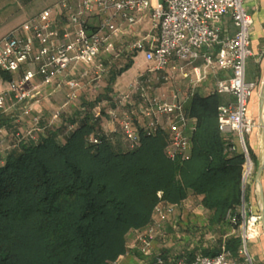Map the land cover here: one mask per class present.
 Segmentation results:
<instances>
[{
	"label": "trees",
	"instance_id": "1",
	"mask_svg": "<svg viewBox=\"0 0 264 264\" xmlns=\"http://www.w3.org/2000/svg\"><path fill=\"white\" fill-rule=\"evenodd\" d=\"M122 54L102 63L109 87L133 65L129 56L122 66ZM105 101L111 99L96 103ZM224 104L218 94L192 97L186 109L196 126L184 162L166 157L163 132H143L140 146L129 149L119 132L103 130L93 114L96 104L75 117L61 114L58 128L42 122L35 136L16 140L0 155V264H117L127 252L128 236L151 223L159 202L180 203L191 193L203 197L213 225L232 226L235 235L225 248L236 254L240 222L231 219L240 217L247 198L245 156L219 131ZM2 130H14L7 114L0 115ZM221 246L204 255H218ZM158 257L168 264L165 253Z\"/></svg>",
	"mask_w": 264,
	"mask_h": 264
},
{
	"label": "built area",
	"instance_id": "2",
	"mask_svg": "<svg viewBox=\"0 0 264 264\" xmlns=\"http://www.w3.org/2000/svg\"><path fill=\"white\" fill-rule=\"evenodd\" d=\"M74 2V4L72 2ZM246 0H63L60 8L69 12L71 31L62 34L56 29L54 11L49 9L25 22L0 41V71L21 74L11 81V90L0 94V115L9 114L19 105L36 97L37 88L29 89L35 79L49 86L59 78H68L69 105L78 99L82 86L77 73L88 78L92 66L103 54L118 57L116 41L127 36L133 28L143 23L152 26V32L132 44L130 51L143 54L147 64L146 74L139 76L116 100L109 111L110 120L117 127L129 149L140 146L141 135L154 136L163 131L160 118L168 127L166 157L171 161H188L192 151L191 137L196 119L187 112V104L195 95V88L219 71L230 72L227 78L215 83L211 94H227L234 102L219 108L218 127L225 141L234 145L245 156L243 165V190L255 175V164L250 156L247 136L258 127L250 116V102L256 85L247 80V62L253 56L252 28L254 21L245 7ZM227 16L233 20L236 33L225 36L219 27ZM89 18L97 20L94 26ZM96 75L102 77L104 67L96 66ZM175 76L188 80L191 93L181 99L179 94L169 102L153 95L155 82L168 83ZM139 103L134 110L125 108ZM100 116V108L94 110ZM56 116L55 118H57ZM236 136L238 144L230 139ZM91 141L98 143L91 137ZM162 198V195L159 194ZM177 205L161 201L153 210L151 223L136 236L134 248L149 255L154 240L164 224L175 214ZM241 244L237 256L223 250L210 257L199 254L192 260L177 264H255L249 243L260 235L261 219L248 216L243 198L239 210ZM157 264H164L161 257Z\"/></svg>",
	"mask_w": 264,
	"mask_h": 264
},
{
	"label": "crops",
	"instance_id": "3",
	"mask_svg": "<svg viewBox=\"0 0 264 264\" xmlns=\"http://www.w3.org/2000/svg\"><path fill=\"white\" fill-rule=\"evenodd\" d=\"M62 1L63 0H0V41L11 31L19 28L25 22L36 18L42 12L49 9L54 11V18L56 20V26H55L56 29H58L62 34H64L66 31H71V26L69 22L70 13L60 8V4ZM72 3L74 4V2ZM245 7L252 16L254 21V25L252 28V44H251L253 50V56L247 62V80L256 85L255 96L250 102V116L258 124V127L254 130V132L251 135H248L246 138L248 148L252 153L251 158L255 164V175L247 186V198L245 202L247 204L248 216H257L260 217L261 219L262 210L264 209V171L261 176V186H260L257 182V170L260 164L264 162V136H263V128L261 125L262 119L264 120V109L262 110L260 105V96L264 88V0H246ZM88 21L91 26H94L97 23V20L93 18H89ZM142 27L146 30L144 31L143 37L141 36L139 40H141L147 34H150L152 32V26L148 23H143L133 28V30L129 35L120 37L119 40L120 39L124 40L126 38H129V36L134 31L137 32L138 28H142ZM219 27L222 30V34L225 36H233L236 33V28L230 16L225 17L220 22ZM131 45L132 44L125 45L126 48L123 47L124 48L123 51L120 48H118V50L120 49L123 52V54L126 53V55H124L126 59L130 56V58L133 61L132 67L134 66V64L138 63L139 64L138 70L131 77L125 78V75L132 68L131 67L129 70H127L125 73H123L121 76L117 78L116 82L114 83L115 87L113 90L114 94L112 95L113 99H111L110 102L105 101L108 104L106 108L108 116L107 114L103 115V113H101L100 116H97L100 119V123L103 130L108 133L116 132L117 129L115 124L111 122L109 116V111L115 108L116 106L115 105L116 101L114 98H117V96L119 97L120 95L125 94L128 88L130 87V85L137 78H139V76L146 74L147 64L145 62L144 55L133 53L132 51H130ZM121 51H117L116 53L121 54L122 53ZM101 58L102 56L99 58L100 62L103 63V61H106V59L102 58L101 60ZM114 59L117 58L114 57L113 55L107 58V60H111V61H114ZM89 72L90 74H92L93 73L92 69H90ZM78 76L82 78L80 71L77 73L76 78ZM229 76H230V72H224V71H219L217 72V74L211 75L208 78V80H206L205 82H203L202 84H200L198 87L195 88V95L196 94H200L204 96L211 95V91L214 89L216 81L219 79L227 78ZM20 77L21 74L12 75L10 73H5L0 71V94L9 92L11 90V81L14 79H19ZM102 79L105 80V77ZM62 82H64V78H59L53 83V85H51L52 87H50V85L49 86L42 85L41 79L37 78L31 84H29L28 86L29 89L33 87L37 88L35 92L36 97L33 98L35 99L33 100V109L36 110L37 114L40 117H47L59 111V104H58L59 101H57L59 98L57 99V95L59 94L61 95L62 93L59 91L60 83ZM105 82L107 84L106 80ZM56 85L58 86L56 87ZM191 89L192 86H190V82L188 80H185L180 76H175V78L168 83L155 82L153 88L154 90L153 95L168 100L169 102H172L173 101L172 96L175 93L179 94V97L183 99L188 95H190V93L192 92ZM222 96L225 103L224 105H228L235 101L234 97L230 95L222 94ZM138 103H139V98H135L133 104L131 103L125 109L129 111L134 110L136 109L137 107L136 105ZM65 104L66 103H64V105ZM104 119H106L107 121H105ZM160 121L162 123V126H164L162 132L165 133L168 138V127H167L166 119L163 117L160 118ZM3 131H7V130H3ZM0 133L2 137V131ZM230 139L235 145L238 144V140L236 136H231ZM202 200H203L202 196L195 195V217L203 218L204 216H207L208 219L210 220L211 213L203 207ZM234 235H235V231L233 229L226 230L220 235L218 241L221 242V244H223L221 251L226 246L227 241L230 238H232ZM214 240L204 249L201 248L200 251H196L195 256L199 254L204 255L206 250L208 251L213 250L214 247H216L215 244L216 242ZM135 242H136V237L134 236V238L130 241L128 245L130 247H133L134 249L132 251V256L131 257H128V255L122 256L117 264H151L150 262L147 261L146 263L145 262L142 263V259L138 257L139 255L138 250L134 248ZM167 245L168 244H165V241L163 240V236L159 234V236L156 238L154 242L153 253L154 254L159 253V251H161V249L166 248ZM248 247L254 259V263L264 264V228L262 222H261L260 235L254 240H252L249 243ZM163 253H165L164 250ZM235 255L237 256V253ZM171 260L172 258L168 259V264L172 263Z\"/></svg>",
	"mask_w": 264,
	"mask_h": 264
},
{
	"label": "rangeland",
	"instance_id": "4",
	"mask_svg": "<svg viewBox=\"0 0 264 264\" xmlns=\"http://www.w3.org/2000/svg\"><path fill=\"white\" fill-rule=\"evenodd\" d=\"M145 30L146 29H144L143 27L138 28L137 32L134 31L129 36V38H126L124 40L120 39L119 41L117 40L116 48H120L123 51V47H125V45L136 43L141 36L143 37ZM124 54L126 55V53ZM124 54H122V56ZM109 57H111V55L109 54L102 55V58L106 60ZM124 60L125 61L122 63V66L128 63L126 58H124ZM100 64H102V62H100V59H98V61L96 62V66ZM96 66H92L93 73L89 74L88 78H80V75L76 78H79L78 80L81 83L82 88L78 93V99L73 100L69 105L67 104V102L70 101V93L67 87V82L69 81V79L64 78V82L60 83L59 87V91L62 93L61 95H57V99L59 98L57 100L59 101V111H57L55 114L47 117H40L37 114L36 110L33 109V100L35 99L26 101L25 103L19 105L14 111L7 114L13 119L14 130H2L0 155H3L5 150L12 146L16 142V140L20 138L35 136V134L38 133L39 127L41 126L42 122L48 124L50 127L58 128L61 126V114L64 113L67 114V116L75 117L76 113L81 112L82 108L84 106H87V104H96L92 109L93 114L96 108H100L101 113H103V115L107 114L108 116V113L106 111L108 104L106 102L100 104L96 102L99 98H104L106 96H108L110 99H113L112 95L114 94L113 90L115 84L109 87L106 84L105 80L102 79V77L96 75V69H94ZM138 67V63L134 64V66L125 75V78L131 77L138 70ZM51 85L50 87H52ZM57 86L58 85H56V87ZM121 97L122 95H120L119 97L117 96V98L114 99L115 101H119ZM64 103L66 104L64 105ZM56 116L58 117L55 118ZM104 120L107 121L106 119ZM174 205H177V210L175 214L164 224L163 229L160 233L161 236H163L165 244H168L167 247L161 249L162 252L159 251V253L154 254L153 252L154 242L156 240L155 239L153 242V248L149 255H143L138 251V257L142 259V263H146V261L152 263L156 256H160L159 254L163 253L164 250L165 255L169 258H172L171 262L174 261V263L172 264H175V262L178 260V258H180L181 255L184 256V260H187V257L195 255L196 251H200L201 248L204 249L214 239V241L216 242V246L222 245L221 247H223V244H220V242L218 241L220 235L226 230L233 229L230 225H213L211 219L209 220L207 216H204L203 218H196L194 193L189 194L186 200H183L182 202L176 203ZM139 231L140 230L132 232L127 238V252L125 255H128V257L132 256V251L134 250L133 247H130L128 245L134 238V236L136 237Z\"/></svg>",
	"mask_w": 264,
	"mask_h": 264
},
{
	"label": "water",
	"instance_id": "5",
	"mask_svg": "<svg viewBox=\"0 0 264 264\" xmlns=\"http://www.w3.org/2000/svg\"><path fill=\"white\" fill-rule=\"evenodd\" d=\"M260 105L262 110L264 109V88L261 92V96H260ZM261 125L263 128V136H264V120L262 119L261 121ZM264 171V162H262L257 170V182L258 184L261 186V176L263 174ZM261 222L263 223V228H264V209L262 210V216H261Z\"/></svg>",
	"mask_w": 264,
	"mask_h": 264
}]
</instances>
